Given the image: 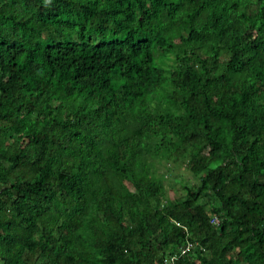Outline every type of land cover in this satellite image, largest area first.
<instances>
[{"label": "trees", "instance_id": "obj_1", "mask_svg": "<svg viewBox=\"0 0 264 264\" xmlns=\"http://www.w3.org/2000/svg\"><path fill=\"white\" fill-rule=\"evenodd\" d=\"M186 241L175 264H264V0H0V264Z\"/></svg>", "mask_w": 264, "mask_h": 264}, {"label": "rangeland", "instance_id": "obj_2", "mask_svg": "<svg viewBox=\"0 0 264 264\" xmlns=\"http://www.w3.org/2000/svg\"><path fill=\"white\" fill-rule=\"evenodd\" d=\"M185 164V157L181 158L177 164L168 163V169L162 162L157 164L158 172L164 178L167 189L163 196L164 199L179 198L184 193L183 184L195 182V179L192 177Z\"/></svg>", "mask_w": 264, "mask_h": 264}, {"label": "built area", "instance_id": "obj_3", "mask_svg": "<svg viewBox=\"0 0 264 264\" xmlns=\"http://www.w3.org/2000/svg\"><path fill=\"white\" fill-rule=\"evenodd\" d=\"M211 222L214 224L218 223V218L216 216H213L211 219ZM195 243L192 241H186L185 243H183V245L180 247L179 252L175 251L173 252L170 256H166L163 261L162 264H175V261L183 256L184 254H186L188 251H190L191 249H193L195 247Z\"/></svg>", "mask_w": 264, "mask_h": 264}]
</instances>
